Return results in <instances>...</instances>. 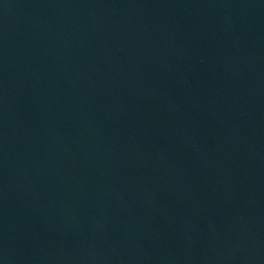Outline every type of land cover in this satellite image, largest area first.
I'll return each mask as SVG.
<instances>
[{
  "label": "water",
  "instance_id": "obj_1",
  "mask_svg": "<svg viewBox=\"0 0 264 264\" xmlns=\"http://www.w3.org/2000/svg\"><path fill=\"white\" fill-rule=\"evenodd\" d=\"M0 264H264V0H0Z\"/></svg>",
  "mask_w": 264,
  "mask_h": 264
}]
</instances>
